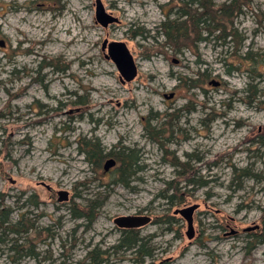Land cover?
<instances>
[{"label": "rangeland", "instance_id": "obj_1", "mask_svg": "<svg viewBox=\"0 0 264 264\" xmlns=\"http://www.w3.org/2000/svg\"><path fill=\"white\" fill-rule=\"evenodd\" d=\"M100 1L117 22H96L95 0H0V264H90V250L107 264H264V243L249 237L263 183L242 175L264 176V0H243L233 18L237 55L164 45L158 26L178 0ZM104 39L126 44L134 79H119ZM245 51L262 55L256 65L238 58ZM83 139L136 151L127 187L116 165L86 160ZM95 193L106 197L94 218L75 217ZM194 205L188 236L176 210ZM125 215L148 217L133 228L148 255L113 252Z\"/></svg>", "mask_w": 264, "mask_h": 264}, {"label": "trees", "instance_id": "obj_2", "mask_svg": "<svg viewBox=\"0 0 264 264\" xmlns=\"http://www.w3.org/2000/svg\"><path fill=\"white\" fill-rule=\"evenodd\" d=\"M249 0H244L248 3ZM243 0H226L215 4L212 0H180L178 2L182 5V8H179L176 11H168L165 13V18L159 23L158 33L164 37V45H173L172 47L180 49L183 46L196 47L198 42L203 43H213L214 46H219L220 48L225 47L226 49L234 47V54L236 46H239L241 43V37L237 34V30L232 27V21L234 17L239 16L242 13V6L245 4ZM260 55L257 51L250 52L245 51L243 54H238L240 60H249L253 65L258 63ZM262 56V55H261ZM226 72L230 73L233 69L232 65L225 63ZM203 83H208L209 73L204 70L201 74ZM182 84L188 88L194 85V82H186L185 78H178ZM192 81V82H191ZM76 104H84V101H81L79 98L75 101ZM154 140H157V135ZM79 149L83 153L87 161L93 163L94 165L100 164L103 160L113 157L116 161L115 163V174L117 175V181L123 186H128L130 180L135 175L138 170L139 157L137 156L136 151L129 147H119L113 146L110 149L106 150L105 147H101L99 142L91 141L90 139H83L80 144ZM92 158V159H91ZM113 166V167H114ZM242 172L244 176L254 177L259 179L263 183L262 187L264 190V176L257 175L255 173L249 172L247 168H243ZM179 173V172H178ZM258 181V180H257ZM174 187V186H173ZM173 190L175 188H172ZM177 190V189H176ZM175 190V192H176ZM98 193H95L92 196H95L94 199H87L86 207L87 211L82 212L78 211L73 215L75 217H85L86 219L92 220L95 214L98 211L101 203L104 200H98L95 202ZM164 198L168 199V203L174 204L172 200V195H163ZM181 196H178L177 202L183 201ZM261 229L258 233H252L249 236L252 242L264 243V205L261 207ZM6 212L0 210V222H5ZM1 223V224H2ZM15 233L21 232V228H11ZM113 252L118 250L128 251L132 250L133 253L139 255H148V250H143L142 238L137 236L136 231L133 228H124L122 230L121 238L119 243L112 248ZM93 251H87L85 257L88 259L90 264H107L106 259H95V256L92 255Z\"/></svg>", "mask_w": 264, "mask_h": 264}, {"label": "water", "instance_id": "obj_3", "mask_svg": "<svg viewBox=\"0 0 264 264\" xmlns=\"http://www.w3.org/2000/svg\"><path fill=\"white\" fill-rule=\"evenodd\" d=\"M95 21L100 23L103 27H107L109 24L117 22V17L111 15L110 13L105 11V8L100 0H95ZM107 50L105 57L110 58L118 72H119V79L122 82H129L135 78L137 74V67L135 61L128 50L126 44L123 41H107L106 39L103 40L101 44V49ZM212 84H216L215 80L211 81ZM172 92L168 95H165L167 98L172 96ZM116 161L113 157H109L104 160L103 162V169L104 171L109 170L111 167L115 165ZM68 199V192L64 190L58 191V200L59 201H66ZM194 206H190L186 209H179L176 212H180L187 220L188 224V236L192 235L193 230L191 227V213ZM148 221L147 216H135V215H125V216H118L114 218V223L120 228H135L140 226Z\"/></svg>", "mask_w": 264, "mask_h": 264}, {"label": "flooded vegetation", "instance_id": "obj_4", "mask_svg": "<svg viewBox=\"0 0 264 264\" xmlns=\"http://www.w3.org/2000/svg\"><path fill=\"white\" fill-rule=\"evenodd\" d=\"M186 1V0H185ZM178 2H180V0H178ZM182 5H180L179 3H176V5L174 6V7H172V8H169V10L168 11H170V12H172V11H176V10H178L179 8H182L181 7ZM246 72L248 73V70H246ZM217 83L216 84H212L213 86H219L220 84H221V81L220 80H215ZM172 94H173V92H172ZM171 97H173V95L171 96ZM123 229V228H122ZM128 229V228H127Z\"/></svg>", "mask_w": 264, "mask_h": 264}, {"label": "bare ground", "instance_id": "obj_5", "mask_svg": "<svg viewBox=\"0 0 264 264\" xmlns=\"http://www.w3.org/2000/svg\"><path fill=\"white\" fill-rule=\"evenodd\" d=\"M171 258V257H170ZM170 258H168V259H170ZM168 259H166V260H168Z\"/></svg>", "mask_w": 264, "mask_h": 264}]
</instances>
